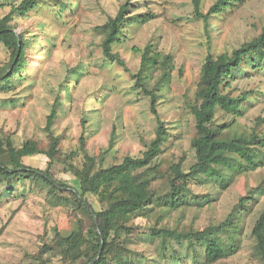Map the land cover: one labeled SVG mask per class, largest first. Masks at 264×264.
Wrapping results in <instances>:
<instances>
[{
    "label": "rangeland",
    "instance_id": "rangeland-1",
    "mask_svg": "<svg viewBox=\"0 0 264 264\" xmlns=\"http://www.w3.org/2000/svg\"><path fill=\"white\" fill-rule=\"evenodd\" d=\"M124 1L65 0L60 4L59 0H40L38 8L27 16L14 18L17 32L26 34L30 41L23 55L22 69L14 78V87L0 90V128L11 134L18 146L32 136L46 139L47 115L60 96L55 132L62 136L66 149L75 148L84 136L92 155L105 152L103 166L120 162L128 154L141 155L146 149L145 143L155 136L157 126L149 99L134 87L129 72L104 57L103 36L97 30V26L117 13ZM214 1L203 0V12ZM132 4L134 20L139 13L154 12L156 16L146 24L135 21L130 24L114 50L127 61L132 72L141 64V54L133 48H142L149 40L173 55L171 82L161 93L158 110L171 133L167 154H173L178 161L187 153V166L194 161L190 143L196 132L188 103L195 99L202 63L207 55L232 51L261 32L264 0H246L212 17L208 24L195 16L193 0H132ZM10 7L5 1L1 3L0 16L7 14ZM10 58L9 50L0 43V71L8 68ZM246 90L254 93L250 102L244 103L245 115L239 123L249 127L255 117H264L263 74L233 81L234 95ZM24 161L46 169L49 159L37 154L25 157ZM76 162L82 164V156ZM52 172L71 187H80L79 180L62 163H54ZM203 178L189 182L191 205L164 209L167 214L158 220L138 217L134 222L171 228L193 225L202 229L225 219L240 197L253 191L257 200L247 203L241 248L223 263L256 264L250 256L251 229L264 210V168L237 176L223 192L216 181ZM17 187V196L0 199V264H39L31 255L39 250L40 236L45 230L52 236L57 227L64 235L77 236L79 220L84 214L78 211L74 216L65 205L53 206L45 194L29 192L24 198L21 194L28 192V186L18 184ZM203 195H210L215 201L199 209L196 204ZM88 198L100 209L94 195ZM139 248L146 249V257L134 264H171L156 260L153 248ZM184 256V264H195L190 256Z\"/></svg>",
    "mask_w": 264,
    "mask_h": 264
},
{
    "label": "trees",
    "instance_id": "trees-1",
    "mask_svg": "<svg viewBox=\"0 0 264 264\" xmlns=\"http://www.w3.org/2000/svg\"><path fill=\"white\" fill-rule=\"evenodd\" d=\"M4 1L11 7L0 16V43L9 50L11 58L8 68L0 71V90L8 91L22 69L30 41L26 34L17 32L14 18L27 16L38 8L40 0H0V4ZM245 1L215 0L203 12V0H193L194 14L208 24L212 17ZM132 6V0L122 2L117 13L97 26V30L103 36L104 57L131 74L134 87L149 99L150 111L156 118L155 136L145 143L141 155L128 154L120 162L103 166L105 152L92 155L84 136L75 148L66 149L62 136L55 132L60 96L47 115L46 139L32 136L18 146L14 137L0 128V199L17 196V186L21 184L28 186V192L21 194L24 198L29 192L45 194L53 206L65 205L74 216L78 211L84 214L77 236L64 235L57 227L52 236L45 230L40 236L39 250L31 255L39 264H134L146 257V249L140 246L153 248L156 260L171 264H184V254L195 264H224L241 248L247 203L257 200L253 191L241 196L225 219L202 229L193 225L176 228L157 223L145 225L135 223L134 219L158 220L167 214L164 209L191 205L189 182L194 178L216 181L223 192L237 176L264 168V117H255L249 127L239 123L245 115L244 103L250 102L254 91L237 95L232 91L234 80L256 74L264 76V28L232 51L209 54L203 61L195 99L188 103L196 132L190 143L194 161L186 166L187 153L178 161L173 154H167L171 133L158 110L161 93L171 82L173 55L149 40L142 48H133L141 54V64L132 72L127 61L114 50L130 24L134 21L146 24L156 16L154 12L139 13L134 20ZM82 122L86 125V119ZM37 154L48 157L46 169L25 163V157ZM80 156L82 164L76 162ZM56 162L76 176L80 187H71L53 174ZM89 195L96 197L100 209L89 201ZM212 199L203 195L197 208L211 205L215 201ZM251 235L250 256L256 264H264V210L255 220Z\"/></svg>",
    "mask_w": 264,
    "mask_h": 264
}]
</instances>
